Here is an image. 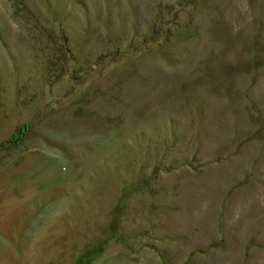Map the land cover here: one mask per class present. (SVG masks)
<instances>
[{"label": "rangeland", "instance_id": "obj_1", "mask_svg": "<svg viewBox=\"0 0 264 264\" xmlns=\"http://www.w3.org/2000/svg\"><path fill=\"white\" fill-rule=\"evenodd\" d=\"M0 264H264V0H0Z\"/></svg>", "mask_w": 264, "mask_h": 264}, {"label": "trees", "instance_id": "obj_2", "mask_svg": "<svg viewBox=\"0 0 264 264\" xmlns=\"http://www.w3.org/2000/svg\"><path fill=\"white\" fill-rule=\"evenodd\" d=\"M17 7H18V8H22V6H21V5H19V4H17Z\"/></svg>", "mask_w": 264, "mask_h": 264}]
</instances>
